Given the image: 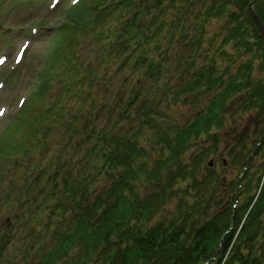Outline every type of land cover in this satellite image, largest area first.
<instances>
[{
    "label": "trees",
    "instance_id": "obj_1",
    "mask_svg": "<svg viewBox=\"0 0 264 264\" xmlns=\"http://www.w3.org/2000/svg\"><path fill=\"white\" fill-rule=\"evenodd\" d=\"M250 2L141 0L121 7L119 26L108 30L119 47L126 50L133 44L135 66H147L153 85L162 84L158 86L161 95L172 94L183 101L190 98L192 103L214 89H218L217 95L189 121L174 127L156 118L168 119V115L150 87L141 84L125 102L124 93L118 92L119 115L114 125H107L113 129L89 124L72 127L71 120L64 118L65 132L79 138L71 144L74 153L82 146L84 153L60 152L43 166L39 164L42 153H29L31 139L24 138L26 167L31 166L34 173L18 196L14 216L19 229L0 232V264H59L61 260L76 264L77 258L80 264H204L215 255L209 264H264V175L258 176L254 194L249 189L253 178L246 181L248 196L238 209L232 203L225 207L222 195L217 194L218 170L203 163L207 151L186 160L183 157L206 138L218 147L220 138L212 130L225 126L227 113H240L243 118V113L255 112L258 119L264 118V39ZM95 4L76 6L75 11L92 12L99 3ZM133 5H137L133 16L124 14ZM255 8L264 21V0H257ZM70 13L76 14L73 8ZM108 14L111 12L104 16ZM213 19L222 21L214 33L216 40L221 37L219 44L208 30ZM159 33L169 43L184 44L183 51L172 54L178 69L184 62L183 72L195 69L196 55L208 56L212 46V54L230 59L224 67L227 71L212 57L191 80L176 72V82L170 77L163 81L160 74L166 63H162V53L160 59L148 63L137 55ZM205 39H209L208 45H204ZM228 47L233 48L231 53ZM237 58L240 61L235 65ZM155 63L157 71L151 74ZM234 65L236 68L231 67ZM52 88L50 79L40 86L43 92ZM98 99L99 95L90 99L89 110L81 103L74 117L80 115L91 122ZM62 113L70 114L64 109ZM122 120L126 127L119 125ZM146 127L155 130L154 138L145 136ZM256 128L255 123L254 131ZM38 143L43 153L51 150L47 141ZM261 144L257 152L264 147ZM173 197L178 199L175 207L169 204ZM76 250L78 256L73 258L70 253Z\"/></svg>",
    "mask_w": 264,
    "mask_h": 264
},
{
    "label": "rangeland",
    "instance_id": "obj_2",
    "mask_svg": "<svg viewBox=\"0 0 264 264\" xmlns=\"http://www.w3.org/2000/svg\"><path fill=\"white\" fill-rule=\"evenodd\" d=\"M1 1L0 54L4 50L11 51L14 54L24 38H26L28 35L30 30L29 27L31 25H44V22L41 20H45V25L40 27V31L38 32L34 43L27 50L24 61L17 68V70L11 74L10 80H7L6 89L3 90L0 95V108L3 106H6L7 108L5 116L2 118L0 117V232L6 233L8 230L17 231L19 229V223L16 221L14 216L16 208L19 205L18 196L23 190L26 179H32L34 173L31 169V166L26 167V159L24 166H21V164L16 165L13 161V158L5 153L8 142L4 141L3 145H1V142L6 136L7 125L18 121L17 123H19L21 127L20 130L23 132H19L21 135H23L28 129L33 128V126L38 127V129L41 128L42 130L45 125H52L51 133L49 135L47 134L48 136L46 135V139L48 138V140L51 141L53 144V150L55 151L42 153L40 155L39 164L43 166L49 163L50 158L55 155L56 151H60L64 155L70 153L71 149H68V145L64 143V141L67 139V136L62 132L61 125L57 123L62 121V118L58 114V110L65 108L71 109L76 105L77 102L76 99L68 96L67 90H59L61 85L60 80H57L56 85H52V89L42 93L44 94L42 98L37 96L34 97V100L28 111L21 113V117L17 115L19 110L23 108L22 107L20 109L21 106L19 105V99L21 97H27L29 94L28 100L24 105V107H26L32 99L34 91L36 89L38 91L37 85L42 81L39 77L40 72L46 59L44 53L47 54L51 52L55 46L60 45L58 40L55 41V43L53 42V44L50 42L51 36L56 31L54 24L58 23L61 18H66V14L65 10H57L51 15H48L46 12V7L50 0ZM70 3L73 4L72 0H69V5H71ZM16 11H19L18 14L15 13ZM71 16L75 20H79L81 17L79 14L75 13H71ZM111 23L112 16H109L104 19L103 28L107 27ZM221 24L222 21L219 20L213 19L211 21L208 30L211 32V35L214 38V33L218 30V27ZM96 33V30L94 32L91 29H79L72 35L74 36L73 48L78 46L77 53L81 61L86 57L94 56V54H96L94 52L95 46L102 42ZM2 35H5L6 37H3ZM70 37H68V41ZM220 40L221 37L219 40H216L215 38L217 44L220 43ZM208 44L209 39H205L204 45ZM66 48L67 45H65L62 49ZM62 49L59 51L65 53ZM214 51L215 48L212 46L210 51L211 54L209 55L219 59V67L222 70H226L224 67L228 65L230 59H227V57L223 55H219V57H217L216 54H212ZM228 51L231 53L233 48L228 47ZM239 61L240 58H237L235 65L238 64ZM207 62L208 61L205 58H202V63L206 64ZM259 62V59H257L256 63ZM10 64L11 62L5 67H9L11 69ZM106 64H108L106 58H99L95 69L98 72L104 73L105 78L107 79L110 77L111 72L109 69L108 71H105ZM235 65L231 67L236 68ZM256 68L259 70L260 66L256 65ZM77 70L78 68L75 69V72ZM77 73L78 72L75 74ZM224 75L226 77L228 73L225 72ZM204 88L205 86L200 87V89ZM217 91L218 89H214L211 91V93H209V95L206 94L205 98H200L197 103H192L190 100H178L172 95L160 96L162 101L159 103V106H161L169 115L168 119H164L159 116H156V118L163 125L169 124L173 125L174 127L177 125H182L189 121L190 118L195 116L196 112H199L202 107L206 106L211 99H214L217 95ZM49 112L54 113V115L49 114ZM243 115L244 116L242 118L240 113L234 116H232L230 113H227L225 118V126L221 128L216 126L214 127L212 131L217 133V137L220 138L221 142L218 147L215 148V144H211V141L206 138L205 141L195 145L194 148L186 152L183 156L186 160L190 156H195L199 151L206 150L207 157L203 163L205 162V165H207L210 159H213V166H216L218 170L217 174L218 178L220 179V186L218 188L219 190L217 194L219 193L222 195L221 197L224 204L226 205L225 207H228L232 203L231 205L233 208L234 205H237L236 209L239 208L238 205L247 199L248 195L245 193L247 189L245 186L246 181L253 178V186L249 189L250 193L254 194L255 188L253 189V187L258 184V176L262 174L264 175V147L248 161L247 170L242 171V167L244 166L245 162V156H247L253 148L255 149L256 146L254 145L257 143V140H259V138L264 135V118L258 119L255 116V112H247L245 114L243 113ZM254 117L256 119L252 120L251 118ZM100 121L104 122L105 119H99L97 122L100 123ZM240 123L242 124L239 128ZM255 123L257 125V129L254 131ZM226 124H230V126L228 127ZM17 126L18 124H14V127ZM143 131L145 132V136L148 139L154 138V129L146 127V129ZM37 133L38 136L43 135V131H38ZM74 138H76V136ZM242 138H245V143H241ZM199 140L201 139L199 138ZM239 141L241 144H238ZM142 142L145 146L149 147L147 141L142 140ZM235 152H237V154H235ZM17 155L19 158H23L21 152H18ZM78 155H82V153H78ZM155 156L156 152L151 154L152 158ZM100 183L103 184L104 180H101ZM142 190L145 191L144 188H142ZM177 202L178 199L173 197L169 204L175 207ZM155 220H158V217ZM77 251L78 250L72 251L70 255H72L73 258L77 257ZM59 264H73V262L66 263L65 260H61ZM76 264H80L78 258L76 259Z\"/></svg>",
    "mask_w": 264,
    "mask_h": 264
},
{
    "label": "water",
    "instance_id": "obj_3",
    "mask_svg": "<svg viewBox=\"0 0 264 264\" xmlns=\"http://www.w3.org/2000/svg\"><path fill=\"white\" fill-rule=\"evenodd\" d=\"M255 1H256V0H252V1H251V3H250V9H251V12H252V14H253L254 19L256 20V22L258 23V25L260 26L261 35H262V37L264 38V23H263L262 19L260 18V16L258 15V13L256 12L255 8H254V2H255ZM263 139H264V136L260 139V141H262ZM255 153H256V150L252 153V155L249 157V159H250L251 157H253ZM249 159H247V160L245 161V163H244L245 166H246V164H247V162H248ZM211 164H212V161H211ZM213 260H215V257H213V258L211 259V261H213Z\"/></svg>",
    "mask_w": 264,
    "mask_h": 264
},
{
    "label": "snow or ice",
    "instance_id": "obj_4",
    "mask_svg": "<svg viewBox=\"0 0 264 264\" xmlns=\"http://www.w3.org/2000/svg\"><path fill=\"white\" fill-rule=\"evenodd\" d=\"M0 63H2V61H0ZM0 114H2V113H0Z\"/></svg>",
    "mask_w": 264,
    "mask_h": 264
}]
</instances>
